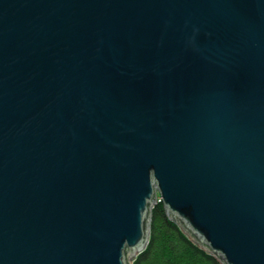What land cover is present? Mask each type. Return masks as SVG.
<instances>
[{
	"label": "water",
	"instance_id": "water-1",
	"mask_svg": "<svg viewBox=\"0 0 264 264\" xmlns=\"http://www.w3.org/2000/svg\"><path fill=\"white\" fill-rule=\"evenodd\" d=\"M158 193L264 264V0H0V264H132Z\"/></svg>",
	"mask_w": 264,
	"mask_h": 264
},
{
	"label": "trees",
	"instance_id": "trees-1",
	"mask_svg": "<svg viewBox=\"0 0 264 264\" xmlns=\"http://www.w3.org/2000/svg\"><path fill=\"white\" fill-rule=\"evenodd\" d=\"M132 264H221L216 255L195 246L170 220L163 201L151 209L148 243Z\"/></svg>",
	"mask_w": 264,
	"mask_h": 264
},
{
	"label": "built area",
	"instance_id": "built-area-1",
	"mask_svg": "<svg viewBox=\"0 0 264 264\" xmlns=\"http://www.w3.org/2000/svg\"><path fill=\"white\" fill-rule=\"evenodd\" d=\"M161 198H160V194L158 193V201L160 200Z\"/></svg>",
	"mask_w": 264,
	"mask_h": 264
},
{
	"label": "rangeland",
	"instance_id": "rangeland-1",
	"mask_svg": "<svg viewBox=\"0 0 264 264\" xmlns=\"http://www.w3.org/2000/svg\"><path fill=\"white\" fill-rule=\"evenodd\" d=\"M132 263V262H131Z\"/></svg>",
	"mask_w": 264,
	"mask_h": 264
}]
</instances>
